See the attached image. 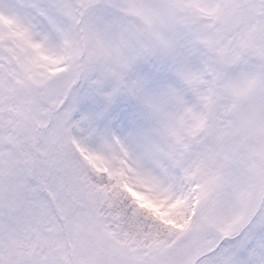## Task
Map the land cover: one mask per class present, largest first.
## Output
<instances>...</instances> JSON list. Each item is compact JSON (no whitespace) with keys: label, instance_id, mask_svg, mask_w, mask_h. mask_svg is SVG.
I'll list each match as a JSON object with an SVG mask.
<instances>
[{"label":"snow or ice","instance_id":"snow-or-ice-1","mask_svg":"<svg viewBox=\"0 0 264 264\" xmlns=\"http://www.w3.org/2000/svg\"><path fill=\"white\" fill-rule=\"evenodd\" d=\"M0 264H264V0H0Z\"/></svg>","mask_w":264,"mask_h":264}]
</instances>
